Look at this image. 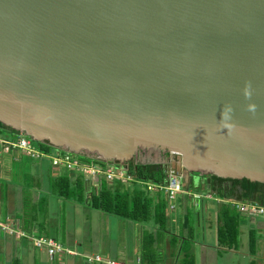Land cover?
Instances as JSON below:
<instances>
[{
  "label": "water",
  "instance_id": "water-1",
  "mask_svg": "<svg viewBox=\"0 0 264 264\" xmlns=\"http://www.w3.org/2000/svg\"><path fill=\"white\" fill-rule=\"evenodd\" d=\"M0 124L264 182V0H0Z\"/></svg>",
  "mask_w": 264,
  "mask_h": 264
},
{
  "label": "crops",
  "instance_id": "crops-1",
  "mask_svg": "<svg viewBox=\"0 0 264 264\" xmlns=\"http://www.w3.org/2000/svg\"><path fill=\"white\" fill-rule=\"evenodd\" d=\"M30 160L18 151L0 152V175L3 168L12 170L13 164L27 163L31 165V175L36 179L34 184L23 185L6 180L3 190L0 189V199L4 200L0 224H7L13 231L50 236L73 253L49 258L42 248L34 247L28 238L16 237L0 228V264H103L85 263L82 256L87 254L134 264L136 258H140L143 229L153 235L154 242L149 249L155 258L154 262L144 259L143 264H177L182 255V244L191 255L193 264H264L263 216L248 217L234 210L240 243L234 248H227L217 239L216 230L222 218H218L220 208L226 204L230 207V204L202 198L193 201L186 195H179L173 214L166 212V231L156 235V227L151 223L141 226L52 194L48 179L51 173L58 170H51L46 161L45 168L38 167L33 160L30 163ZM201 183L200 176L193 177L194 186L203 190L198 192H206V186ZM193 225L197 229L196 239L189 233L193 232ZM175 226L180 235L175 233ZM169 232L179 236L175 244L169 242ZM251 236L255 238L254 252L249 251Z\"/></svg>",
  "mask_w": 264,
  "mask_h": 264
},
{
  "label": "trees",
  "instance_id": "trees-1",
  "mask_svg": "<svg viewBox=\"0 0 264 264\" xmlns=\"http://www.w3.org/2000/svg\"><path fill=\"white\" fill-rule=\"evenodd\" d=\"M3 129L6 130L7 127L0 124V131ZM10 131L11 133L14 132L11 129ZM34 143L38 146V149L45 153L55 150L44 142L35 141ZM92 161L102 163L99 160ZM122 165L129 174L139 180L158 183L164 177V167L158 163L135 164L125 162ZM200 177L203 185L206 186L204 190L214 193L217 197L249 200L264 205V182L249 181L246 178H222L215 175ZM205 178H208L209 181H206ZM48 183L50 192L56 196L83 203L104 213L136 222L141 224V226L151 223L156 227V235L166 231V201L161 191L148 192L136 181L127 183L119 181L107 182L101 177L94 182L85 179L79 171L66 169L51 173ZM187 184L194 189L197 188L193 184L192 176L188 178ZM220 211L218 218L220 216L222 218L221 220L219 219L221 223L216 230L217 239L225 247L230 248L232 240L237 233L236 214L231 205L229 207L227 204L221 207ZM169 234L171 235L169 242L175 244L179 236L171 232ZM153 242L152 233L143 229L140 245V261L142 264L144 259L148 262H154L155 258L150 254L149 249L152 247ZM249 247L255 249V238L252 236L249 238ZM180 252L182 255L178 258L177 264H193L192 257L186 252L184 244H182Z\"/></svg>",
  "mask_w": 264,
  "mask_h": 264
},
{
  "label": "built area",
  "instance_id": "built-area-1",
  "mask_svg": "<svg viewBox=\"0 0 264 264\" xmlns=\"http://www.w3.org/2000/svg\"><path fill=\"white\" fill-rule=\"evenodd\" d=\"M35 141L24 135L21 132L0 131V152L9 153L18 151L31 159L44 160L47 162L51 170L63 168L66 170H76L83 174L84 178L93 181L95 178L103 177L107 182L119 181L122 183L136 181L146 191L155 192L161 191L166 201V212H172L177 207L179 195H186L191 200L202 198L205 200L227 201L239 213H243L248 217L263 216L264 205L249 200L225 199L217 197L210 191L206 192H191L185 184V176L182 173V165L180 157L177 153L168 152L166 158L167 165L164 166V177L161 182H151L136 179L129 174L121 163L107 162L96 158L94 155L77 154L60 149L51 150L50 153H45L38 149ZM76 154V155H74ZM92 160H99L98 163ZM0 228L9 234H14L16 237H26L31 244L36 248L45 250L47 256L52 258L63 253L72 254V250L62 246L59 242L50 236L38 235L33 233H25L23 231L15 232L7 227V224H0ZM85 263L101 262L103 264H124L116 262L108 258H103L98 254L83 255ZM134 264H141L139 258H136Z\"/></svg>",
  "mask_w": 264,
  "mask_h": 264
},
{
  "label": "rangeland",
  "instance_id": "rangeland-1",
  "mask_svg": "<svg viewBox=\"0 0 264 264\" xmlns=\"http://www.w3.org/2000/svg\"><path fill=\"white\" fill-rule=\"evenodd\" d=\"M137 151H138L137 156H133V158H132V159L135 160V163H139V164H146V163L147 164H154V163H159L160 164L162 161H164V159H166L164 156H160L159 157L158 154L154 150H152L150 148L149 149L148 148L147 149H138ZM74 155H76V154H74ZM87 155H92V154L87 153ZM27 159L29 160L28 157H27ZM32 160H33V162H35V164L38 165V167L41 166V167H45L46 168V164H45V161L44 160H41L40 161V160H37V159H31L30 160V163L32 162ZM61 169H63V168H59L58 170H61ZM0 176H1L0 177V189H1V191L3 190V188L5 186V183L7 181H12L13 183H19L20 185H23V183H25V184L26 183L27 184H34L35 181H36V179L33 178L32 175H31V165L30 164H27V163L26 164H23V165L13 164L12 165V170L9 167L8 168H3L2 175H0ZM190 176L195 177V176H205V175L204 174L198 175L196 173L189 172L186 175V177H187L186 178V181L188 180V178H190ZM97 180H98V178H95L93 181L96 182ZM202 184L203 183H201V185ZM187 186L189 187V189H190L191 192L203 191V190H199V187H197L196 189H194L191 186H189L188 184H187ZM158 192H160V191H158ZM161 194H162V192H161ZM3 202H4L3 198L0 199V211L3 210L2 209L3 208ZM232 208L236 211V209L234 207H232ZM172 214H173V212L170 213V215H172ZM172 218H174V217H172ZM176 230L177 229H176V226H175V233L179 234ZM172 231L174 232V230H172ZM189 233H191L193 235V238L194 239L197 238V236L195 235V234H197V229H196L195 225H193V232H189ZM112 234L115 235V233H112ZM237 236H238V231L235 234L234 239L232 240V246H231V248L236 247L237 246V243H240L238 241ZM244 242L246 243L247 240L244 239ZM239 249H241V248L239 247ZM253 250L254 249H252L251 247L249 248V251H253ZM58 256H62V255H58ZM228 264H233V263L232 262H228Z\"/></svg>",
  "mask_w": 264,
  "mask_h": 264
},
{
  "label": "flooded vegetation",
  "instance_id": "flooded-vegetation-1",
  "mask_svg": "<svg viewBox=\"0 0 264 264\" xmlns=\"http://www.w3.org/2000/svg\"><path fill=\"white\" fill-rule=\"evenodd\" d=\"M146 148H148V147H146V146H144V148L143 149H146ZM152 150H154L157 154H158V156L160 157V156H164L165 158H167V156H168V152L166 151V150H163V149H161V148H159V147H155V148H152ZM137 153H138V151H136V153L134 154V156H137ZM133 158V157H132ZM132 158H130L128 161H126V163H135V160L134 159H132ZM167 160L166 159H164V161H162L161 163H160V165H162V167H164V166H166L167 165V162H166ZM136 164V163H135ZM159 164V163H158ZM183 168V167H182ZM182 173H183V175L184 176H186L187 175V170L185 169V168H183L182 169Z\"/></svg>",
  "mask_w": 264,
  "mask_h": 264
},
{
  "label": "clouds",
  "instance_id": "clouds-1",
  "mask_svg": "<svg viewBox=\"0 0 264 264\" xmlns=\"http://www.w3.org/2000/svg\"><path fill=\"white\" fill-rule=\"evenodd\" d=\"M3 130H5V129H3ZM6 131H10V129L9 128H7L6 129ZM14 131V130H13ZM14 132H18V131H14ZM35 141V140H34ZM112 162V161H111ZM117 163H119V162H117ZM122 164V163H121ZM196 174H198V173H196ZM206 176V175H205ZM186 176H185V184H186ZM188 182V181H187ZM186 187H187V184H186ZM188 188V187H187ZM189 189V188H188ZM232 199H234V198H232ZM237 200V199H236ZM228 203V202H227ZM44 250V249H43ZM45 251V250H44ZM46 253V252H45ZM139 258V257H138ZM139 260H140V258H139ZM140 263H141V261H140ZM142 264V263H141Z\"/></svg>",
  "mask_w": 264,
  "mask_h": 264
}]
</instances>
